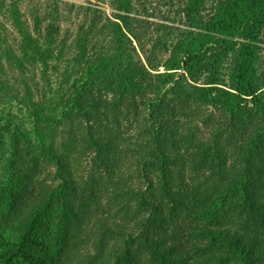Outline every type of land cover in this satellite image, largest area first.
Instances as JSON below:
<instances>
[{"label":"trees","instance_id":"trees-1","mask_svg":"<svg viewBox=\"0 0 264 264\" xmlns=\"http://www.w3.org/2000/svg\"><path fill=\"white\" fill-rule=\"evenodd\" d=\"M0 264H264V0H0Z\"/></svg>","mask_w":264,"mask_h":264},{"label":"rangeland","instance_id":"rangeland-1","mask_svg":"<svg viewBox=\"0 0 264 264\" xmlns=\"http://www.w3.org/2000/svg\"><path fill=\"white\" fill-rule=\"evenodd\" d=\"M61 1L80 4V3H85L86 0H61ZM24 4H25V2H24ZM23 6H22V11L25 13V18L27 19L29 24H31L32 17L28 13L26 7H23ZM101 6L107 14H110L111 8L109 7V4L107 1L104 4H102ZM74 14H75V12L73 13V15L69 16V19H63L62 22L60 23V30H61L60 32L62 34L67 30V32L69 33V35L71 37L74 36L75 31H76V27H77V21H79L81 18V15H79V17H77L76 15L74 16ZM6 26L8 27V30L10 32H12L13 35H16V32L14 31L13 27L11 26V24L8 21H6Z\"/></svg>","mask_w":264,"mask_h":264}]
</instances>
